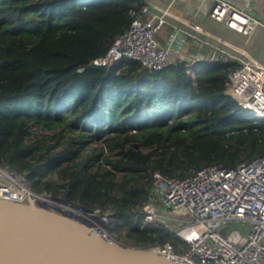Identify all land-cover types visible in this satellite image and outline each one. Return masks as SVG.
<instances>
[{
    "label": "trees",
    "instance_id": "trees-1",
    "mask_svg": "<svg viewBox=\"0 0 264 264\" xmlns=\"http://www.w3.org/2000/svg\"><path fill=\"white\" fill-rule=\"evenodd\" d=\"M144 4L0 0V166L24 174L35 192L108 214L147 246L179 241L157 225L138 229L154 171L185 176L252 159L264 152V117H248L226 94L237 63L224 52L159 70L136 60L92 66ZM91 142L102 148L85 154ZM51 170L53 186L44 177Z\"/></svg>",
    "mask_w": 264,
    "mask_h": 264
},
{
    "label": "built area",
    "instance_id": "built-area-1",
    "mask_svg": "<svg viewBox=\"0 0 264 264\" xmlns=\"http://www.w3.org/2000/svg\"><path fill=\"white\" fill-rule=\"evenodd\" d=\"M253 1L243 0L240 5L233 0L198 3L211 18L248 36L257 27L264 29V21L251 12ZM150 8L144 4L130 10L129 27L90 64L101 67L136 60L150 70L165 67L171 61V47L157 42L155 34L167 22L169 9L155 12ZM178 33L175 29L172 36ZM232 57L237 65L225 78L226 94L254 117L263 118L264 66L245 54ZM153 178L149 199L139 209L143 217L138 229L157 225L179 241L156 240L147 245L150 249L180 264H264V152L232 167L213 163L185 176L163 175L156 170ZM40 196L24 174L0 166V198L26 201ZM85 211L90 219L96 216L97 222L90 221L92 226L113 238L101 227L110 223L108 214L98 209ZM234 222L240 225H232Z\"/></svg>",
    "mask_w": 264,
    "mask_h": 264
},
{
    "label": "water",
    "instance_id": "water-1",
    "mask_svg": "<svg viewBox=\"0 0 264 264\" xmlns=\"http://www.w3.org/2000/svg\"><path fill=\"white\" fill-rule=\"evenodd\" d=\"M99 231L33 198H0V264H180L146 245L126 244Z\"/></svg>",
    "mask_w": 264,
    "mask_h": 264
},
{
    "label": "crops",
    "instance_id": "crops-1",
    "mask_svg": "<svg viewBox=\"0 0 264 264\" xmlns=\"http://www.w3.org/2000/svg\"><path fill=\"white\" fill-rule=\"evenodd\" d=\"M240 5L243 0H233ZM151 10L168 8L167 22L155 34L161 44L171 47V60L204 59L209 62L224 52L233 60L232 55L245 54L258 60L264 66V29L257 27L245 36L217 21L201 9L198 0H144ZM251 12L264 21V2L254 0ZM175 29L179 33L172 36Z\"/></svg>",
    "mask_w": 264,
    "mask_h": 264
},
{
    "label": "rangeland",
    "instance_id": "rangeland-1",
    "mask_svg": "<svg viewBox=\"0 0 264 264\" xmlns=\"http://www.w3.org/2000/svg\"><path fill=\"white\" fill-rule=\"evenodd\" d=\"M229 58V57H228ZM247 112V116L248 117H252L253 114L251 112ZM38 133H48L49 135H52L54 133V130H45V129H41L40 131H38ZM58 136H52L50 138V142H53L54 140L57 139ZM61 140V143L65 144V138H61L59 137ZM63 144L56 146L52 152L59 150L62 148ZM101 143L98 142H91L89 143L86 148H85V154L86 153H90L92 152L93 154L97 153L99 149H101ZM107 149H102V153L107 154ZM83 153V154H84ZM57 170H51L48 172V174L44 177H46L47 180H50V182L52 183L53 180L55 179V177H57ZM64 175V173H63ZM28 182V181H27ZM28 184L30 185V183L28 182ZM53 186V183H52ZM38 194H42L41 200H39L43 205H45L48 209L53 210V211H57L59 213H67L68 216L73 217V218H79L81 220H83V218H89L88 217V212L85 211L84 208H82L80 205H73L70 203H66L63 202L62 199L63 197L60 195L55 194L51 189H43L40 192H37ZM60 198V199H59ZM48 205V206H47ZM161 206V205H160ZM60 210H58V209ZM62 210V211H61ZM64 211V212H63ZM87 215V216H86ZM110 218V223L108 225L105 226H101L104 227L106 229L107 232H109L112 236L113 239H116L120 242L126 243V244H134L132 239H130L129 237H127L124 232H123V225L121 226H116L115 221ZM91 219L95 222H97V220L95 218ZM100 225V224H99ZM232 225L234 226H238L240 225L238 222H234Z\"/></svg>",
    "mask_w": 264,
    "mask_h": 264
},
{
    "label": "bare ground",
    "instance_id": "bare-ground-1",
    "mask_svg": "<svg viewBox=\"0 0 264 264\" xmlns=\"http://www.w3.org/2000/svg\"><path fill=\"white\" fill-rule=\"evenodd\" d=\"M39 200H41V197H39L38 199H37V201H39ZM40 202V201H39ZM41 203V202H40ZM42 204V203H41ZM58 209V208H57ZM58 210H60V209H58ZM62 211V210H61ZM64 212V211H63ZM65 213V212H64ZM65 214H67V213H65ZM92 217H96V216H92ZM83 220L86 222V223H91L90 221H91V219L90 218H83ZM100 221H102V219H99ZM102 235H105L104 234V231H103V229L102 228H100V231H99Z\"/></svg>",
    "mask_w": 264,
    "mask_h": 264
}]
</instances>
